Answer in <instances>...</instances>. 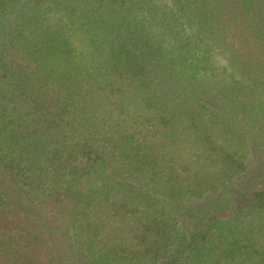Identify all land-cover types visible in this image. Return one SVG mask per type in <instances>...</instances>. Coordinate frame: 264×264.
Instances as JSON below:
<instances>
[{"label":"trees","instance_id":"obj_1","mask_svg":"<svg viewBox=\"0 0 264 264\" xmlns=\"http://www.w3.org/2000/svg\"><path fill=\"white\" fill-rule=\"evenodd\" d=\"M0 264H264V0H0Z\"/></svg>","mask_w":264,"mask_h":264}]
</instances>
